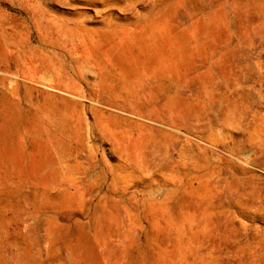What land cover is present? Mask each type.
<instances>
[{
    "label": "rangeland",
    "instance_id": "1",
    "mask_svg": "<svg viewBox=\"0 0 264 264\" xmlns=\"http://www.w3.org/2000/svg\"><path fill=\"white\" fill-rule=\"evenodd\" d=\"M0 264H264V0H0Z\"/></svg>",
    "mask_w": 264,
    "mask_h": 264
},
{
    "label": "water",
    "instance_id": "2",
    "mask_svg": "<svg viewBox=\"0 0 264 264\" xmlns=\"http://www.w3.org/2000/svg\"><path fill=\"white\" fill-rule=\"evenodd\" d=\"M249 153H252V154H253V153H255V152H254V150H251ZM240 155H241V156H243V155H244V156H247L248 153H244V152H243V153H241Z\"/></svg>",
    "mask_w": 264,
    "mask_h": 264
}]
</instances>
